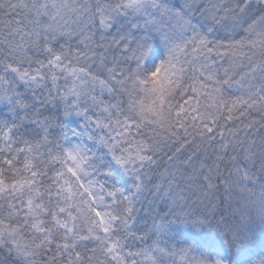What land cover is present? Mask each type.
I'll return each mask as SVG.
<instances>
[{
    "label": "snow or ice",
    "instance_id": "obj_1",
    "mask_svg": "<svg viewBox=\"0 0 264 264\" xmlns=\"http://www.w3.org/2000/svg\"><path fill=\"white\" fill-rule=\"evenodd\" d=\"M0 264H264V0H0Z\"/></svg>",
    "mask_w": 264,
    "mask_h": 264
}]
</instances>
